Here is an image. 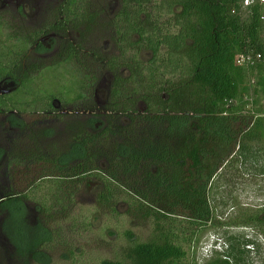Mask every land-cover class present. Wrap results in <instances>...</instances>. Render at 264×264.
I'll return each instance as SVG.
<instances>
[{
  "label": "trees",
  "instance_id": "obj_1",
  "mask_svg": "<svg viewBox=\"0 0 264 264\" xmlns=\"http://www.w3.org/2000/svg\"><path fill=\"white\" fill-rule=\"evenodd\" d=\"M119 1L121 8L109 22L104 21L102 11L93 9L90 0H64L50 10L44 6L43 13L52 14L46 20L53 23L37 25L34 32L4 22L5 13L0 12V83L6 79L14 83L16 90L12 93L29 81L32 72L38 71L39 66L25 67L24 53L34 48L41 51L39 43L43 38L52 43L57 40L59 66L76 60L79 65L104 67L112 78L110 99L114 104L113 113L110 111L105 116L94 112L84 123H79V118L74 116L77 120L64 122V127L44 129L38 128L43 121L55 125L65 118L54 108L55 101L73 104L75 98L86 99L83 87L87 86L88 76L81 81L83 85L76 97L72 89L67 91L70 96H61L60 100L31 95L24 102L23 98L18 101L0 96V120L4 124L0 126L6 129L11 123L17 125L21 141H27L23 143L26 147L22 142L5 150L0 147V164L4 158L7 164L3 179L12 182L10 190L0 194V234L18 260L47 264L48 256L42 247L52 241V233L36 221L38 232L31 245L23 238L17 223L27 214L26 202L34 204L37 214L52 219V207L45 198L53 196L60 206L73 203L77 184L93 178L103 184L100 201L115 211L116 195L124 190L123 185L112 173L98 166L99 160L106 158L104 141L108 143L114 135L119 117L115 114V105L138 98L146 106L147 115L129 116L132 127H122L121 142L106 148L114 156L112 165L125 163L126 170L130 163L150 158L171 163L175 173L165 188L155 183L153 194L130 197L139 215L152 218L153 239L146 243L131 242V234L126 233L130 242L124 261L104 260L100 264H186L184 245L190 246L193 241L192 227L205 225L210 220L208 189L212 180L227 160L232 164L231 157L238 152L239 139L263 123L259 116L263 110L261 103L264 104V26L257 8L242 11L239 0ZM21 17L28 21L27 16ZM98 20L112 40V51L108 57H102L91 50L85 55L88 62H83L79 57V43H86L87 31ZM70 33L80 38L76 47L65 40L66 35L71 37ZM131 52L133 57L127 58L126 54ZM144 55L148 56L146 61L141 58ZM256 55L263 61L252 65L237 61L239 57L247 59ZM96 80L93 76V86ZM39 101L46 108L35 112V118L23 112L25 106L32 108ZM133 107L132 101H127L120 112L128 114L134 111ZM150 112L154 115H148ZM160 115L165 118L181 115L192 120L187 129L188 144L169 162L166 159L169 153L159 155L148 140L151 132L146 128L161 119ZM261 133L264 136V129ZM221 145L229 146L228 158L212 168L210 162ZM10 156L14 159L10 160ZM47 180L57 182L48 184ZM44 191L47 195L41 196L42 201L35 198L37 192ZM154 195L157 200L151 205L149 196ZM63 211L65 207L61 206L56 214ZM180 218L188 222V227L182 226ZM237 224L264 230V209L242 214ZM240 260L229 243L225 251L212 256L205 264H241Z\"/></svg>",
  "mask_w": 264,
  "mask_h": 264
},
{
  "label": "rangeland",
  "instance_id": "obj_2",
  "mask_svg": "<svg viewBox=\"0 0 264 264\" xmlns=\"http://www.w3.org/2000/svg\"><path fill=\"white\" fill-rule=\"evenodd\" d=\"M63 1L29 0L23 2L24 7L27 8V14L24 16H27L28 21L21 17L22 14L15 13V6L12 5L9 7V13H5L4 22L21 25L22 29L24 28L29 32L37 31V25L40 26L47 21L49 25L53 23L49 19L46 20L49 14L47 11L43 13V7L46 6L50 10ZM90 1L93 9L95 7L97 12L102 11L105 22L114 19L121 8L119 0ZM36 6L37 9L34 8ZM49 17L51 18L52 14ZM97 22L98 24L92 26L93 29L87 31L89 36L85 44L79 43L80 38L76 34L70 33L71 37L67 38V35L65 37V40L71 42L75 47L78 43L81 45L78 52L83 62H88L85 55L88 52L91 53V50L99 53L102 57H108L112 51L113 43L109 34L106 31L103 32V23H100L99 20ZM45 38L50 39V36ZM43 41L41 51H34V48L24 53L26 57L24 63L27 65L24 66L32 68L39 66L38 71L32 72L29 81L23 83L17 92L7 95V98L18 101H22L23 98L25 102L26 97L32 95L34 98L52 99L57 97L60 100L61 96H70V93L67 92L69 89H72V94L76 97L83 85H81V81H85L88 76L87 86L83 87L86 99L80 100L78 98L77 100L75 98L73 104L61 101L59 109L67 112L64 114L65 118L60 122L57 121L55 125L43 121L38 128L58 129L64 127L65 123L77 120L73 118L74 116L79 118V123H84L86 118L94 112L104 114V116L107 113H113L114 104L110 99L112 78L108 72L104 71V67L100 69V67L86 63L79 65L76 60L73 64L62 63L59 66L57 65V56L59 55V49L56 46L57 40L56 43L55 41L52 43V40ZM126 56L127 58L133 57V52L127 53ZM141 58L146 61L148 56L144 55ZM93 76L97 78L95 86L92 84ZM15 86L12 82L0 85V92L13 89ZM127 101H132L134 111L128 114L121 113V107ZM139 101L138 98H134L115 105V114L119 117L114 127L115 130H113L114 135L108 143L104 141L106 158L104 157V161L100 159L98 164L105 171L112 173L117 182L123 185L124 190L116 195L117 205H115L114 212L104 207L100 201L99 197L104 193L103 184L93 178H88L86 181L77 184L73 203L62 204L61 206L65 207V212L63 211L61 214H56L61 210V206L55 203L54 197L45 198L47 205L52 207V219H45L41 214H37L34 210V204L29 201L26 202L27 214L17 223V226L20 228L23 238L25 236L28 240L29 245L38 232L35 221L52 233V241L42 247L43 252L48 256L47 264H100L104 260L124 261L125 250L129 247L128 243L130 242L126 233L131 234V242L137 243L149 242L155 236L152 218L139 215L135 211L136 207L132 206L130 197L132 199V196H136V194L138 197L153 194L155 183L163 184V188L170 185L168 181H171L175 173L171 163H162L156 159L146 158L137 163H130V166L125 170V163L119 166L112 165L114 156L111 157L113 154H109L106 149L114 143L121 142L119 136L122 127H132L129 116L134 118L135 115H147L145 114L146 106ZM54 105L58 111L56 101ZM261 105L264 104L261 103ZM250 107L252 106L250 105ZM250 107L246 108L247 112ZM43 108H46L44 102L39 101L34 103L32 108L25 106L26 110L24 109L23 112H28L26 115L35 118L33 114L43 110ZM148 115L153 116L154 114L150 112ZM163 117L149 124L146 129L151 132L150 138H148L149 143L154 144V149L159 152V155L169 153L166 158L169 162L188 144L189 131L187 129L192 120L181 115H173L170 118ZM101 120H104V124L107 123L105 119ZM262 122L253 133L245 134L239 139L238 152L237 154L234 153L233 158L231 157L232 164H228L230 159L227 160L229 162L218 171L212 180L208 189L210 220L205 225L192 227L191 231H195L193 241L190 246L184 245L187 252L186 264H205L212 256L225 251L229 243L235 248L237 256L241 258V264H264V230L253 226L242 227L237 224L242 214L250 215L264 209V136L261 133L264 129V121ZM2 123L0 120V124L3 126ZM104 124L102 125L103 128ZM17 130L18 126L13 123L6 129L0 126V147L5 150L22 142ZM23 145L26 147L27 144ZM229 151V146L221 145L216 157L210 162V167L215 168L216 163L227 159ZM9 158L10 160L14 159L12 156ZM5 163L6 159L4 158L0 164V194L9 191L12 186V182L9 183L7 178L6 180L3 179L7 165ZM159 168L160 171H158ZM164 181H167L166 185ZM56 182V180H47L45 183L55 184ZM130 193L131 196H129ZM45 194L47 195L45 191L44 193L37 192L35 198L42 201L41 196ZM156 200L155 195L149 196L151 205ZM183 218L178 221L182 222V226L188 227V222ZM12 225L14 224L12 223ZM191 231L186 232L191 234ZM41 234L45 237L43 232ZM29 247L27 248L29 249ZM23 248L25 249V247ZM0 264L37 263L26 262L23 259L18 260L13 248L8 246L0 234Z\"/></svg>",
  "mask_w": 264,
  "mask_h": 264
},
{
  "label": "built area",
  "instance_id": "obj_3",
  "mask_svg": "<svg viewBox=\"0 0 264 264\" xmlns=\"http://www.w3.org/2000/svg\"><path fill=\"white\" fill-rule=\"evenodd\" d=\"M239 6L242 11H251L253 8H257L259 13V20L264 26V0H239ZM237 61L239 64L246 63L248 65H252L253 63H258L263 60L261 59L260 55H256L253 58L248 57L247 59L239 57ZM261 113L262 114L259 117L264 121V105Z\"/></svg>",
  "mask_w": 264,
  "mask_h": 264
},
{
  "label": "flooded vegetation",
  "instance_id": "obj_4",
  "mask_svg": "<svg viewBox=\"0 0 264 264\" xmlns=\"http://www.w3.org/2000/svg\"><path fill=\"white\" fill-rule=\"evenodd\" d=\"M28 1L29 0H0V12L1 13H6V14L9 13L8 12L9 11V7H11L13 5V6H15V11H16L15 13H17L18 15L22 14L24 16L25 14H27L26 13L27 8L24 7L25 5L23 4V2H28ZM32 3H33V1H32ZM6 14H5V16H6ZM43 40H46V39H40V43L39 44L43 45L44 44ZM45 42H47V41H45ZM6 80L1 82L0 85L2 86L3 84L10 83L9 81H6ZM15 88H16V86L13 89H10V90H5V91L1 90L2 92H0V96H7V95L11 94L14 90H16ZM54 108L56 109L55 105H54ZM59 108H60V104L58 103L57 109H58L59 113L60 114H67L66 111H64V110L62 111Z\"/></svg>",
  "mask_w": 264,
  "mask_h": 264
}]
</instances>
